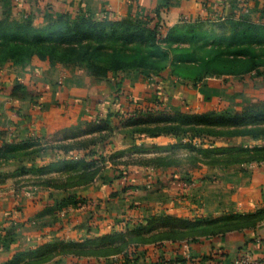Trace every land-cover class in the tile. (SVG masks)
Masks as SVG:
<instances>
[{
    "label": "crops",
    "instance_id": "1",
    "mask_svg": "<svg viewBox=\"0 0 264 264\" xmlns=\"http://www.w3.org/2000/svg\"><path fill=\"white\" fill-rule=\"evenodd\" d=\"M17 2L38 25L48 22V14L80 11L107 19L160 20L163 36L233 16L264 25V0ZM85 77L0 70V148L42 146L46 153L0 162L11 166L2 172L8 182L0 185V264H125L127 252L129 264H238L247 256L264 261V133L217 140L208 162L190 150L197 158L186 170L191 152L177 137L126 134L116 122L152 108L243 115L246 108L237 97L253 80L214 75L188 85L136 73L105 79L95 88ZM165 84L174 88L164 89ZM262 101L264 96L256 102ZM29 166L36 168L24 173ZM171 216L254 221L187 243L128 242L129 221L143 225L144 232Z\"/></svg>",
    "mask_w": 264,
    "mask_h": 264
},
{
    "label": "rangeland",
    "instance_id": "2",
    "mask_svg": "<svg viewBox=\"0 0 264 264\" xmlns=\"http://www.w3.org/2000/svg\"><path fill=\"white\" fill-rule=\"evenodd\" d=\"M1 1L4 2L3 5L0 2V70L50 75L58 79L64 75L86 76L84 80L95 88H100V82L105 79L124 74L147 72L179 84L194 85V81L206 72H216V75H231L235 81L248 77L249 82L253 80L237 97V102L248 112L260 107L256 101L264 96V25L250 26L251 23L242 17L233 16L224 21L202 22L196 27H181L159 39L151 18L117 20L69 14L62 20L38 25L17 0ZM173 88L171 84L164 85L169 91ZM156 109L152 108L150 115L142 112L136 117L123 116L116 122L126 134L143 131L151 136L175 134L189 151H199L204 162L212 160L210 151L214 150L212 143L217 140L237 137L244 132L256 135L264 131L261 118L249 116L240 122L236 120L238 117L227 115L233 117L231 121L214 117L207 120L203 118L206 115L188 113L186 108L165 113L154 112ZM44 155L42 146L0 148V162L6 158L13 161ZM185 158L184 168L192 170L197 154L191 152ZM6 167L11 166L0 163V185L8 182L2 181L7 176L2 175ZM32 168L36 167L29 166L24 173H31ZM14 174L20 176V173ZM14 182L10 178L9 183ZM253 221L249 216L212 222L171 216L163 218L151 231L132 233L128 242L187 243L238 230L250 226Z\"/></svg>",
    "mask_w": 264,
    "mask_h": 264
},
{
    "label": "trees",
    "instance_id": "3",
    "mask_svg": "<svg viewBox=\"0 0 264 264\" xmlns=\"http://www.w3.org/2000/svg\"><path fill=\"white\" fill-rule=\"evenodd\" d=\"M78 14L79 15H86V12H83V11H80V12H78ZM89 15V14H88ZM68 15H63V14H61V15H53V14H48L47 16H46V18L48 19V22H55V21H58V20H62L63 18H66ZM57 17V18H56ZM150 19V18H149ZM160 19V18H159ZM151 20H153V19H151ZM155 33H156V36H157V38H161V37H163V31H164V29H165V26L161 23V21L159 20V21H156L155 22ZM250 24V23H249ZM252 24H250V26H251ZM197 25H194V26H192V27H196ZM189 27V26H188ZM180 29V28H179ZM175 30H178V29H174V30H172V31H175ZM172 31H169L167 34H169V33H171ZM258 66L256 67V70L258 71ZM256 71V73L257 74H259V72H257ZM254 72V71H253ZM143 75H145L146 77H149V78H152V77H161L160 75H155V74H151V73H147V72H144V73H142ZM213 74H218V73H216V72H206L205 73V75L203 76V77H200V78H198L197 80H195L194 81V84H198V83H200V82H202L204 79H206V77H208V76H212ZM219 75H221V74H219ZM122 90H119V93L121 92ZM123 95H125V96H128L129 94H127V93H125V92H123L122 93ZM260 107H258L254 112H248V109L246 108V113L245 114H243V115H238V116H236V117H238V118H236V120H238V121H240V122H243V120H245L246 118H248L249 116L251 117V118H261V119H264V103H261L260 105H259ZM151 114V112L149 113H147L146 115H150ZM137 115V114H136ZM112 116V115H111ZM110 116V117H111ZM134 117H136V116H134ZM214 117V119H219V120H229L230 119V121L232 120V118L233 117H231V116H227V115H225V114H217V113H210V114H206V116H203V118L204 119H207V120H211L212 118ZM198 118H200V117H198ZM141 133H147V132H141ZM245 133V132H244ZM262 133H264V131H262ZM262 133H260V134H256V136H258V135H262ZM148 134V133H147ZM172 135V134H171ZM174 136H175V134H173ZM255 135V134H254ZM177 136V135H176ZM175 136V137H176ZM187 146H188V144H187ZM188 148V147H187ZM85 203V201H76L74 204H76L77 206L78 205H82V204H84ZM143 225H139V226H133L130 222H128L127 224H126V231L128 232V233H134V232H141V231H143V227H142ZM133 231V232H132ZM151 242V241H150ZM128 255H129V253L127 252V254H125V256H126V261H125V264H129V263H131V260L129 259V257H128ZM217 264H222V262L221 261H219ZM262 264H264V261L262 262Z\"/></svg>",
    "mask_w": 264,
    "mask_h": 264
},
{
    "label": "built area",
    "instance_id": "4",
    "mask_svg": "<svg viewBox=\"0 0 264 264\" xmlns=\"http://www.w3.org/2000/svg\"><path fill=\"white\" fill-rule=\"evenodd\" d=\"M238 264H262V262L254 261L249 256L244 257Z\"/></svg>",
    "mask_w": 264,
    "mask_h": 264
}]
</instances>
